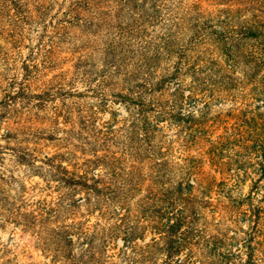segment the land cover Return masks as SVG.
<instances>
[{
	"label": "trees",
	"instance_id": "16d2710c",
	"mask_svg": "<svg viewBox=\"0 0 264 264\" xmlns=\"http://www.w3.org/2000/svg\"><path fill=\"white\" fill-rule=\"evenodd\" d=\"M0 5L46 28L43 66L22 63L38 88L15 93L45 110L30 132L55 150L16 160L49 198L22 192L5 218L34 235L35 264H236L238 245L264 261V0Z\"/></svg>",
	"mask_w": 264,
	"mask_h": 264
},
{
	"label": "rangeland",
	"instance_id": "374dc122",
	"mask_svg": "<svg viewBox=\"0 0 264 264\" xmlns=\"http://www.w3.org/2000/svg\"><path fill=\"white\" fill-rule=\"evenodd\" d=\"M45 40L44 19L28 21L18 27L8 18L0 5V256L11 258V264H35L45 261L42 252L37 248L34 235L30 231L21 234L18 229L12 228L8 219L5 220L9 215L8 210L19 203L17 198L20 193L24 192L23 199L26 198L29 202L49 198V189L39 176L41 173H36L33 167L16 160L20 146L34 148L37 156L55 150L51 141L40 139L34 142L35 139L30 132L35 126L45 125L44 119L41 118L46 116L45 110L35 108L31 104L33 100H29L28 103V100L23 101L15 93L20 83L29 86L31 91L38 88V80L29 76L24 79L22 63L32 65L41 62L43 66ZM42 73L43 75L48 73L47 77L51 74L47 69ZM111 107L121 115L125 113L124 107L120 104H111ZM107 116L106 111L101 114L103 118ZM7 126L16 128L15 138H3L2 133ZM249 183L248 179L243 180L233 194L246 193ZM244 225L246 226L245 223ZM3 248L7 251L2 250Z\"/></svg>",
	"mask_w": 264,
	"mask_h": 264
},
{
	"label": "clouds",
	"instance_id": "9594fccd",
	"mask_svg": "<svg viewBox=\"0 0 264 264\" xmlns=\"http://www.w3.org/2000/svg\"><path fill=\"white\" fill-rule=\"evenodd\" d=\"M242 235H243V232H241L239 229H237V236L239 237ZM237 252L239 253V255L236 258V264H243L244 250L242 248H240L239 245L237 246ZM193 260H195V257H193ZM196 264H200V262L196 261ZM258 264H264V261H260V262H258Z\"/></svg>",
	"mask_w": 264,
	"mask_h": 264
}]
</instances>
